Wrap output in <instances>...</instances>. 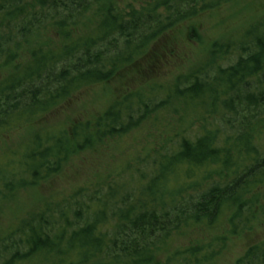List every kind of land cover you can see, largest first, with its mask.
<instances>
[{"label":"trees","instance_id":"obj_1","mask_svg":"<svg viewBox=\"0 0 264 264\" xmlns=\"http://www.w3.org/2000/svg\"><path fill=\"white\" fill-rule=\"evenodd\" d=\"M231 1L0 0L9 70L0 79V134L110 81L178 25ZM136 131L150 137L135 160L113 167V152L92 186L1 231L0 264H217L228 237L264 224V16L213 43L173 82L128 92L94 122L34 134L16 161L0 165V213L72 156L97 144L119 148ZM146 160L149 168L136 166ZM182 230L220 235L172 250ZM233 264H264V241Z\"/></svg>","mask_w":264,"mask_h":264},{"label":"rangeland","instance_id":"obj_2","mask_svg":"<svg viewBox=\"0 0 264 264\" xmlns=\"http://www.w3.org/2000/svg\"><path fill=\"white\" fill-rule=\"evenodd\" d=\"M113 1L121 7L139 6L142 2V0ZM263 16L264 0H233L216 10L204 12L195 19L178 25L152 44L144 56L110 81L81 89L38 121L0 134V165H6L10 159L16 161L29 140L38 132L55 131L61 127L70 130L75 123L94 122L128 92L146 89L150 84L173 82L176 77L188 72L204 59L213 43L237 37ZM192 28L199 33L200 40L190 38ZM4 61L0 56V79L9 71ZM146 134L148 133L136 131L119 148L109 150L97 144L93 149H86L72 156L61 174L40 187L25 190L8 203L0 213V232L14 226L20 218L40 207L43 202L63 200L90 185L95 174L111 162L110 155L113 152L116 151L115 161L111 163L113 167H117L128 158L135 160L141 145L148 142L150 136ZM149 163L150 161L146 160L138 162L136 166L139 169H147L150 167ZM129 176L130 174L126 173L122 179L129 181ZM259 193L264 204V188ZM216 235H220L219 231L175 232L172 237V250L191 241H203ZM263 241L264 224H258L251 231L239 236L228 237L227 246L216 263L233 264L250 247Z\"/></svg>","mask_w":264,"mask_h":264}]
</instances>
